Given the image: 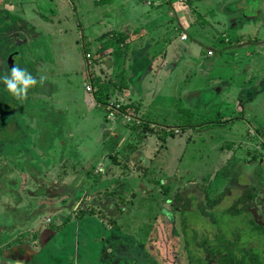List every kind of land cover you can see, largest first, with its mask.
Segmentation results:
<instances>
[{
	"label": "rangeland",
	"instance_id": "1",
	"mask_svg": "<svg viewBox=\"0 0 264 264\" xmlns=\"http://www.w3.org/2000/svg\"><path fill=\"white\" fill-rule=\"evenodd\" d=\"M156 1L167 18L170 7H188ZM213 1L215 15L207 2L199 4L207 24L201 35L198 30L202 48L196 55L203 63L189 58L191 64H184L186 102L178 99L181 111H151L159 131L143 134L147 138L128 156L132 188L118 191L122 200L104 195L116 198L115 208L95 192L102 176L92 167L83 172L79 164L76 172H59L67 157L76 163L92 151L72 134L87 131L88 124L79 120L90 109L84 82L93 67L88 54L95 53H85V40L76 39L82 36L78 18L84 13L71 0H0V75L16 65L36 80L23 99L0 82V134L19 136L6 143L0 135V264H82L76 253L84 235L90 248L101 245L93 264L264 261V0ZM239 10V16L246 15L235 23L239 28L226 26V13ZM114 14L104 11L112 25ZM189 23L194 30L201 25L194 19ZM186 28L178 27L171 43H180L183 34L190 38ZM206 66L217 67L215 74L204 75ZM103 74L108 77L109 70ZM6 125L10 132L4 133ZM92 128L100 127L88 131ZM127 141L134 145L132 139L123 144ZM129 143L114 145L110 154L124 161ZM248 155L249 166L244 163ZM106 231L103 244L99 238Z\"/></svg>",
	"mask_w": 264,
	"mask_h": 264
},
{
	"label": "crops",
	"instance_id": "2",
	"mask_svg": "<svg viewBox=\"0 0 264 264\" xmlns=\"http://www.w3.org/2000/svg\"><path fill=\"white\" fill-rule=\"evenodd\" d=\"M58 1L60 2V0ZM99 1L100 0H71V3L73 6L79 8L80 12L84 13L81 14L82 18H78V30L82 36L76 39L81 40L82 38L85 40V47H83L85 53H95L94 55L92 54L89 59L86 58V55L84 56L87 59L89 67L90 64H93V67H90L88 70V80L84 82L85 87L89 83L94 87V90H87L88 95L85 99L88 105L86 106H89L90 109L89 111H84L86 114L79 121H82L84 125L85 123L88 124L87 126H83V128H87V131L88 127L95 125H98V127L106 131L103 133L100 128H92L88 133L82 128L80 132L75 133V131H73L72 134L75 137V142L87 143V145L84 146L92 150L91 154H89V156L86 155V158H83L85 159L84 161L79 159L76 163L72 161V159L69 161L70 157H67L63 160L64 162H60L62 166H59V172L60 174L66 172L70 174L71 170L76 172L74 166L79 164L83 172L86 167H92L96 170L92 172L93 174L102 176L96 181L99 182L93 185L94 189L98 190L95 192L98 193L103 200H106L107 203L111 201L114 205L113 207L116 208L119 207L116 198L113 199V197H110L108 199L107 196L104 195L110 194V196H114V194H116L120 197V200H122V195L119 194L118 191L121 192L122 190L125 191L132 188L130 183H132L131 180L134 181V179L132 168L129 166L132 164V161L131 157L129 158L128 156L132 155L131 152L138 148L143 140L147 138L145 135L148 132L159 131V127L155 128L154 126L156 120L151 117L153 116L151 111H181L182 105H179L178 101L181 99L186 102L187 97L186 85L183 81L184 77L182 79L181 76V73L185 69L184 64H191V62L188 61L189 58H193L197 63H203L201 57L196 55L199 50L201 53L202 48L199 46L201 42H199L198 39H201L200 35L203 30H206V21H202L203 15L199 13V4L207 2L210 7V12L214 15L216 7L212 5L214 2L213 0H185L184 2H181V0H161V3H165L164 6L170 4L168 7L171 5L178 6L177 4L180 3L188 6L186 11L185 6L180 9L170 7L169 9L172 11V17L167 18L166 16L168 15L165 12H158L162 6H160L156 0H148L147 2L146 0ZM39 2L42 4V0H39ZM228 2L229 0L224 1V3ZM60 3H63V1ZM219 5L220 4L217 3V8ZM219 9L222 10V6H220ZM105 10H107V14L113 15L115 13L114 15H116V18L114 16L113 19L115 25L111 24V17H106L104 15ZM80 12H76L77 16H79ZM57 13L59 14L58 11ZM241 13L240 10L239 13L235 14L228 11L226 13L225 23L227 21L231 23L229 24L227 22L226 26L228 25L229 28H239L235 23L238 25L246 18V15L239 16ZM58 19H60L59 16ZM192 19L200 22L201 25L198 26H200L202 30L198 29L197 25H194L195 30L193 26H190L189 21ZM218 20H220V18H218ZM50 21L52 23L55 22L53 19ZM58 21H61V19ZM219 22L221 25L225 24L222 21ZM185 24L188 27L185 30L187 31L188 29L190 38L187 37L186 39H182L180 36V38L177 39L180 43H177V41L174 44L171 43V38L175 40L176 35L179 34L175 30ZM232 24L233 26H231ZM111 30H115V32L113 34L109 33ZM198 30L201 31L200 35ZM212 32L214 31L211 28V34H214ZM110 36H113V39L110 38ZM79 43L80 41H78V46ZM200 55L204 57L202 54ZM213 57L214 55H211L207 58ZM216 68L214 66L211 68L206 66L203 74H211V71ZM108 70L110 74L106 77L103 73L108 72ZM214 74L215 70L211 75ZM109 77L110 79L107 82L106 78ZM113 83L114 85H111ZM205 85H209V82L206 81ZM102 90L105 91V95L103 96L101 95ZM212 92L209 94H212ZM103 97L106 98L104 103L99 100H103ZM111 101L121 102V107L120 111L118 113L116 112V117L114 119H109L108 117L107 119V104ZM106 102L108 103L105 105ZM245 102H247L248 105L251 104V101L246 100ZM124 108L128 111H139V114L137 113L136 116L141 118L140 120H143L145 124L137 126L133 118L128 120L126 115H130L131 117L135 115H131L130 113L125 114L123 112ZM255 109L256 111H262L258 106ZM22 131L24 133L26 129ZM169 134L166 142L170 135L173 136ZM125 136H128V138H125ZM96 137H101L104 145L101 144V140H98V144L88 143ZM135 137H138V139H135ZM126 139H132V144L134 145H131V142L129 143V141H127L129 144L125 152L126 157H124V161H121L118 158V153L110 154V149L114 148V145L118 147V149L121 146H125L127 142L125 145L123 143ZM47 141L46 139V143ZM38 147L43 149L41 144H39ZM100 151L106 152L104 154H99ZM65 152L68 154V151ZM247 154H250V152ZM261 158L263 159L264 155L262 156L261 154ZM234 159L236 158L234 157ZM111 162L116 163L112 164ZM250 162V157L248 155L244 163H247L246 165L249 166ZM261 162L263 161L261 160ZM28 166L31 167L30 164ZM89 174L90 172L87 173V175ZM68 175L66 178H68ZM105 176L107 179L102 181ZM232 177L236 179L234 174H232ZM115 201L117 204L114 203ZM123 205H125V207ZM122 207L127 209L129 205L122 204ZM83 217L84 215L80 218ZM66 221L67 219L64 220V224ZM87 227H89V225H87ZM108 232L110 231L101 233L103 239L99 238V240H101L103 244H105V235ZM88 236L84 235L82 237L81 251L76 253L79 254V262L82 264H93L95 261H99L97 257L98 249L102 252L101 245L99 244H97V246L96 244H92L91 248L89 247ZM84 240L88 241V243H85Z\"/></svg>",
	"mask_w": 264,
	"mask_h": 264
},
{
	"label": "clouds",
	"instance_id": "3",
	"mask_svg": "<svg viewBox=\"0 0 264 264\" xmlns=\"http://www.w3.org/2000/svg\"><path fill=\"white\" fill-rule=\"evenodd\" d=\"M0 82L14 98L23 99L28 88L34 85L36 80L26 69L13 65L6 75H0Z\"/></svg>",
	"mask_w": 264,
	"mask_h": 264
},
{
	"label": "trees",
	"instance_id": "4",
	"mask_svg": "<svg viewBox=\"0 0 264 264\" xmlns=\"http://www.w3.org/2000/svg\"><path fill=\"white\" fill-rule=\"evenodd\" d=\"M101 2H106L107 0H100ZM99 1V2H100ZM1 14V13H0ZM1 16L2 15H0V19H1ZM3 24V22H0V26ZM35 85V84H34ZM101 95L103 96V95H105V91L104 90H102V93H101ZM107 96V95H106ZM102 98V97H101ZM100 100V102H102V103H104L105 101H106V98L105 97H103V100H101V99H99ZM108 102H106L105 103V105L107 104ZM125 114H127V113H130L131 115H135V116H132V118L134 119L133 121L136 123V125L138 126H141V125H143V124H145V122H143V120H140L141 118H139V117H137L136 115H137V113L139 112V111H128V110H126V108H124V111H123ZM139 114V113H138ZM138 123H137V122ZM10 125V124H9ZM14 125V124H13ZM150 126V125H149ZM11 127V126H10ZM6 128H7V125H6V127H5V129L3 130L4 131V133H6V131H9L10 132V130L8 129V130H6ZM2 132V131H1ZM170 134H172V135H175V133L174 132H172V130L171 131H168ZM20 133H21V131H20ZM1 135V137H2V139L4 140V138L6 139V143L8 142V141H16V140H18V138H19V136H14V137H12V136H9V137H6V136H4L3 135V133L2 134H0ZM22 135V134H21ZM11 137V138H10ZM219 199H221V197L220 198H218V201H219ZM189 202V201H188ZM203 207V206H202ZM171 226V225H170ZM173 249H175L176 251H177V249L176 248H173ZM182 251L183 250H181V252L179 253L178 251H177V254H180V255H182ZM227 257V259H229V255H227L226 256ZM252 257V256H251ZM253 258V257H252ZM255 258V261L257 262V264H262L263 262L262 261H258V259L256 258V257H254ZM223 261V260H222ZM231 262H233V261H231ZM237 264H241L240 263V261L237 263Z\"/></svg>",
	"mask_w": 264,
	"mask_h": 264
},
{
	"label": "built area",
	"instance_id": "5",
	"mask_svg": "<svg viewBox=\"0 0 264 264\" xmlns=\"http://www.w3.org/2000/svg\"><path fill=\"white\" fill-rule=\"evenodd\" d=\"M183 39H186L187 38V34H183L182 35ZM91 55L88 54V57H90ZM86 89L88 91H93L94 90V87L91 85V84H87L86 85ZM107 107H108V116H109V119H114L115 118V114L116 112L118 113L120 111V107H121V102H118V101H111L110 103L107 104ZM127 119L128 120H131L132 117L130 115H126Z\"/></svg>",
	"mask_w": 264,
	"mask_h": 264
},
{
	"label": "water",
	"instance_id": "6",
	"mask_svg": "<svg viewBox=\"0 0 264 264\" xmlns=\"http://www.w3.org/2000/svg\"><path fill=\"white\" fill-rule=\"evenodd\" d=\"M11 60V59H10Z\"/></svg>",
	"mask_w": 264,
	"mask_h": 264
}]
</instances>
